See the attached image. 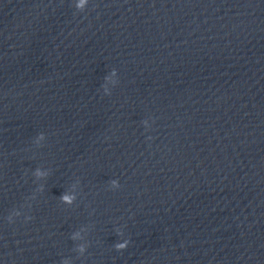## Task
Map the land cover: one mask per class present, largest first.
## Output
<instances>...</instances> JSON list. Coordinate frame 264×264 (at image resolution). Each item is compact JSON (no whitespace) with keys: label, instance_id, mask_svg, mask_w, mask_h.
I'll return each instance as SVG.
<instances>
[{"label":"water","instance_id":"1","mask_svg":"<svg viewBox=\"0 0 264 264\" xmlns=\"http://www.w3.org/2000/svg\"><path fill=\"white\" fill-rule=\"evenodd\" d=\"M75 3L0 0V264H264V0Z\"/></svg>","mask_w":264,"mask_h":264},{"label":"clouds","instance_id":"2","mask_svg":"<svg viewBox=\"0 0 264 264\" xmlns=\"http://www.w3.org/2000/svg\"><path fill=\"white\" fill-rule=\"evenodd\" d=\"M87 4H88V0H76V3H75L74 6H75V8H76L77 10H79V11H83V10L86 8V5H87ZM116 74H117L116 70L113 69V70L111 71V76H115ZM104 79H105V81H108V80L110 79V77H109V76H106ZM102 87H105V86L102 85ZM105 92H106L107 94H110V92L107 91L106 87H105ZM39 138H40V139H43V138H44L42 133L40 134V137H39ZM36 175H37V176H40V175H43V173H41L39 170H37ZM112 184H113L114 187H119L118 182L115 181V180L112 181ZM73 199H74V197H70V196H68V195H63V196L61 197V200H62L63 202H65V203H69V204L72 202ZM29 219H30V217H29ZM11 221H12V220H11V217H9V222H11ZM74 238H75V237H74ZM128 244H129V241H128V240H125V241H123L122 243H117V244L115 245V248H116L118 251H119V250H124V249L127 248ZM78 251H79L80 253H84V251H85V247H84L83 245L79 246ZM64 264H67V261H65Z\"/></svg>","mask_w":264,"mask_h":264}]
</instances>
